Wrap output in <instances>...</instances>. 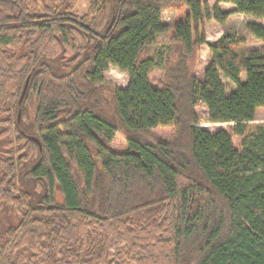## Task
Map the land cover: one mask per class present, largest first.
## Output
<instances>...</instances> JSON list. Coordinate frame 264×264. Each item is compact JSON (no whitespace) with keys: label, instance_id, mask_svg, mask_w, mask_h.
Wrapping results in <instances>:
<instances>
[{"label":"trees","instance_id":"16d2710c","mask_svg":"<svg viewBox=\"0 0 264 264\" xmlns=\"http://www.w3.org/2000/svg\"><path fill=\"white\" fill-rule=\"evenodd\" d=\"M75 1L0 0V264H264V24L245 23L260 48L203 31L264 0Z\"/></svg>","mask_w":264,"mask_h":264},{"label":"rangeland","instance_id":"374dc122","mask_svg":"<svg viewBox=\"0 0 264 264\" xmlns=\"http://www.w3.org/2000/svg\"><path fill=\"white\" fill-rule=\"evenodd\" d=\"M91 0H76L74 4L75 11L82 15L84 14L89 7ZM208 4V7L211 9L212 5L214 4L215 0H205ZM220 5V4H219ZM221 9H225V7H228L227 5H220ZM182 8L180 7H172L169 9H165L161 13V19L163 22L170 23L176 15L180 13ZM248 21H255L264 24V18H253L249 16H245L243 14L239 13H233L229 15L227 20L220 24L217 21H215L212 18H209L208 20H205L203 23V31L205 34V38L207 41H213L216 38H218L223 32H234L237 35H240L244 39V47L246 49L250 48H260L262 46L261 42L255 39L252 35L248 34L245 30V23ZM172 30H169L164 33H159L154 42L150 45V54L153 58L157 59V56L162 53L168 43V38L171 35ZM198 62L196 64L195 68V74L198 78L202 76V71L205 67V65L209 62V51L208 49L202 45L198 52ZM163 69L157 68L154 69L149 73V81L155 85L156 82L162 77ZM105 80L106 82H111L112 84L118 86V87H124L127 83V76L124 72L120 71L116 66L109 65L108 68L104 72ZM242 78L243 75H242ZM227 92H229L231 89H233V85L229 80L222 77ZM196 113L198 114L199 118L201 119V125L205 127L208 131L214 132L218 127L225 126V123H211L206 122L207 119V110L204 105L198 104L195 107ZM249 124H264V109L259 107L256 110L254 119L249 122ZM155 133L158 135L164 136V137H170L174 134V129L172 127H157L152 129ZM122 140L121 136H118L116 138V142H120ZM3 227V223L1 225ZM0 227V228H1Z\"/></svg>","mask_w":264,"mask_h":264},{"label":"water","instance_id":"95a60500","mask_svg":"<svg viewBox=\"0 0 264 264\" xmlns=\"http://www.w3.org/2000/svg\"><path fill=\"white\" fill-rule=\"evenodd\" d=\"M27 82H28V77H27L26 80H25V84H24V86H23V89H22L21 95H20V97H19V103H20V101H21V99H22V96H23V94H24V92H25V89H26V86H27ZM18 116H19V112H18Z\"/></svg>","mask_w":264,"mask_h":264},{"label":"crops","instance_id":"0c3cea01","mask_svg":"<svg viewBox=\"0 0 264 264\" xmlns=\"http://www.w3.org/2000/svg\"><path fill=\"white\" fill-rule=\"evenodd\" d=\"M228 4V7H225V8H232L233 7V5H231V4H229V3H220V5H227Z\"/></svg>","mask_w":264,"mask_h":264}]
</instances>
